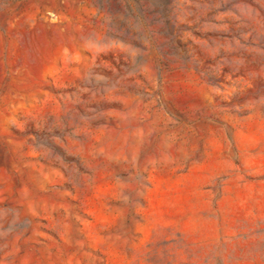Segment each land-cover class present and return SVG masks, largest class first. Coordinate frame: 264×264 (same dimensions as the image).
<instances>
[{"label":"rangeland","instance_id":"obj_1","mask_svg":"<svg viewBox=\"0 0 264 264\" xmlns=\"http://www.w3.org/2000/svg\"><path fill=\"white\" fill-rule=\"evenodd\" d=\"M0 264H264V0H0Z\"/></svg>","mask_w":264,"mask_h":264}]
</instances>
